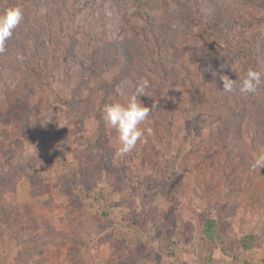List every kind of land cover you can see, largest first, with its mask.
<instances>
[{
    "label": "rangeland",
    "instance_id": "obj_1",
    "mask_svg": "<svg viewBox=\"0 0 264 264\" xmlns=\"http://www.w3.org/2000/svg\"><path fill=\"white\" fill-rule=\"evenodd\" d=\"M184 1L0 0L24 11L0 53V264H264V87L223 91L248 67ZM204 1L264 57L261 1ZM140 77L151 135L121 156L102 110Z\"/></svg>",
    "mask_w": 264,
    "mask_h": 264
},
{
    "label": "clouds",
    "instance_id": "obj_2",
    "mask_svg": "<svg viewBox=\"0 0 264 264\" xmlns=\"http://www.w3.org/2000/svg\"><path fill=\"white\" fill-rule=\"evenodd\" d=\"M24 19V11L15 6L0 14V53L5 52L6 42L13 35L14 30ZM215 76L216 73L213 72ZM223 91L225 93L238 92L244 96H255L261 87H264V70L249 67L244 76L237 80L230 79L227 75H221ZM127 82H122L115 89L119 96L125 94ZM151 87L149 79L140 77L136 79L134 93L126 103L113 100L104 106L102 118L106 126L115 129L118 133L120 147L118 154L123 156L131 153L138 142H146L147 135H151V129H143L141 125L149 118L150 112L157 107L153 103L151 107L146 106L139 99L142 95H148L147 90ZM250 168L252 171L264 168V153L253 157Z\"/></svg>",
    "mask_w": 264,
    "mask_h": 264
},
{
    "label": "trees",
    "instance_id": "obj_3",
    "mask_svg": "<svg viewBox=\"0 0 264 264\" xmlns=\"http://www.w3.org/2000/svg\"><path fill=\"white\" fill-rule=\"evenodd\" d=\"M264 4V0H257ZM205 1L204 0H185L182 4L183 10L182 14L186 18H191L196 25L201 27L204 31L209 33L214 40L210 43L211 47H216V41L218 45L221 46L222 43H228L227 48L224 50L225 54L230 57L235 62L240 63L243 67H251L257 70H264V57L262 54L261 46L257 41L250 40H227L226 31L220 26L219 23L213 21L211 17H208L206 11L203 9ZM264 19V18H263ZM264 21V20H263ZM264 23V22H263ZM212 55H218V51L214 52L211 48ZM203 231L207 236H212L216 232V220L213 218H207L205 220V227Z\"/></svg>",
    "mask_w": 264,
    "mask_h": 264
}]
</instances>
